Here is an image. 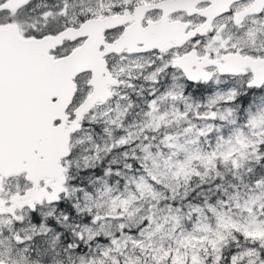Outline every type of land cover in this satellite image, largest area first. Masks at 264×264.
<instances>
[{
    "label": "snow or ice",
    "instance_id": "1",
    "mask_svg": "<svg viewBox=\"0 0 264 264\" xmlns=\"http://www.w3.org/2000/svg\"><path fill=\"white\" fill-rule=\"evenodd\" d=\"M0 264H264V0H0Z\"/></svg>",
    "mask_w": 264,
    "mask_h": 264
}]
</instances>
